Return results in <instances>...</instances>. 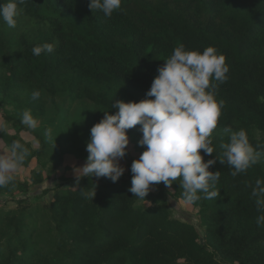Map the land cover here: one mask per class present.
I'll list each match as a JSON object with an SVG mask.
<instances>
[{"label": "trees", "instance_id": "1", "mask_svg": "<svg viewBox=\"0 0 264 264\" xmlns=\"http://www.w3.org/2000/svg\"><path fill=\"white\" fill-rule=\"evenodd\" d=\"M89 3L28 0L19 5L15 28L0 19V138L9 147L15 140L28 147L22 166L39 165L31 183L15 179L0 187V195L17 197L16 207H0V264H264V226L257 225L261 213L251 196L256 180L264 179V157L233 177L217 155L229 126L246 130L264 151V0H122L110 18ZM45 42L55 50L35 56L33 47ZM181 44L201 51L213 46L229 66L216 89L224 107L211 136L215 151L204 155L217 160L210 170L220 178L210 190L219 196L188 201L177 181L153 185L140 200L129 191L131 166L115 183L85 176L76 186L27 195L68 160L86 162L91 128L105 111H118L112 103L146 98ZM34 90L41 93L36 100ZM26 109L39 121L36 129L22 124ZM128 132L142 138L140 125ZM95 190L94 200L83 194ZM51 191L53 199L43 201ZM170 198L198 209V225L176 217Z\"/></svg>", "mask_w": 264, "mask_h": 264}, {"label": "clouds", "instance_id": "2", "mask_svg": "<svg viewBox=\"0 0 264 264\" xmlns=\"http://www.w3.org/2000/svg\"><path fill=\"white\" fill-rule=\"evenodd\" d=\"M28 0H7L0 5V19L9 28H15L22 9L19 5ZM122 0H90L93 12L99 10L106 18L119 10ZM57 45L51 42L34 46L35 56L52 53ZM229 66L226 57L213 46L203 51L188 50L184 45L177 46L172 55L165 59L158 69L146 98L139 102L119 100L112 103L115 114L105 111L103 119L91 128V139L87 144L86 163L75 169L76 183L82 177L107 178L117 182L125 172L120 161L128 152L130 137L128 130L141 126L140 146H146L139 158L131 165L132 186L129 189L135 198L147 200L153 185L164 183L170 186L177 181L188 201L201 198L215 199L216 183L220 171L210 170L216 164L215 157L204 160L215 151L211 146L213 130L218 125L224 101L217 98L219 83L227 79ZM34 90L31 99L40 97ZM21 122L31 129L39 126V121L30 109L21 114ZM2 130V129H0ZM228 142H222V152L218 155L220 163L231 169L233 177L246 172L264 157L250 142L244 129L233 130L230 126L223 129ZM203 150V154L201 153ZM29 149L21 140L13 141L10 153L0 154V187L11 184L16 179L29 155ZM83 192V191H82ZM94 200L96 190L83 193ZM251 196L255 198L258 226H264V179H257Z\"/></svg>", "mask_w": 264, "mask_h": 264}, {"label": "rangeland", "instance_id": "3", "mask_svg": "<svg viewBox=\"0 0 264 264\" xmlns=\"http://www.w3.org/2000/svg\"><path fill=\"white\" fill-rule=\"evenodd\" d=\"M7 107L11 108L10 105H7ZM4 123H5V115L3 112V108L0 107V129L2 130L4 127ZM6 127H8V130L11 128L10 126L5 125V128ZM2 130H0V133L2 132ZM10 132L14 133L15 131L14 129L11 128ZM22 135L28 141H31V142L36 141L35 137L29 132L23 131ZM129 137H130V143L128 145L129 150L126 156L122 158L120 161L121 165L125 167V172L129 171V168L132 165L133 161L139 158V156L141 155L140 146H139V143L137 142L138 138L134 136H129ZM34 146L38 147L39 144L37 142H34ZM10 151H11V147L6 146L4 140L0 138V154L10 153ZM85 163L86 162H83V161L79 162L75 158L68 160V162H65L62 165V167H60L53 175L45 178L44 182L38 185H32L27 195L30 197L41 195L44 192V190H47L49 188L53 189L59 184H62L65 186H76L77 183H76L75 169L77 167L83 166ZM67 166H69V168L65 169ZM35 167H39V165L36 163L35 160L32 161V163L30 164V167L21 166L20 170L15 174L16 179L20 181H24V182L29 181L31 183L29 177L31 175V169ZM53 194L54 192L51 191L46 196H43L42 200L47 201V202L51 201L53 199ZM16 195L19 198L23 197V193L17 192ZM16 198L17 197L12 198L11 195L6 194V193L0 195V207L3 206V204L5 203H8V206L16 207L17 206ZM170 205H171L173 214L176 217L198 225V222H199L198 216H197L198 209H195L192 204H190L189 202H185L183 200L170 198Z\"/></svg>", "mask_w": 264, "mask_h": 264}]
</instances>
